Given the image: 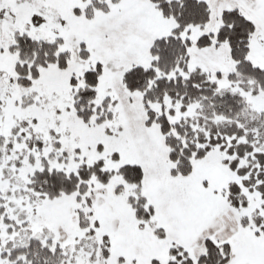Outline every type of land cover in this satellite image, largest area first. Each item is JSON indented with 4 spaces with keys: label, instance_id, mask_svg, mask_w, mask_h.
I'll list each match as a JSON object with an SVG mask.
<instances>
[{
    "label": "snow or ice",
    "instance_id": "snow-or-ice-1",
    "mask_svg": "<svg viewBox=\"0 0 264 264\" xmlns=\"http://www.w3.org/2000/svg\"><path fill=\"white\" fill-rule=\"evenodd\" d=\"M0 264H264V0H0Z\"/></svg>",
    "mask_w": 264,
    "mask_h": 264
}]
</instances>
